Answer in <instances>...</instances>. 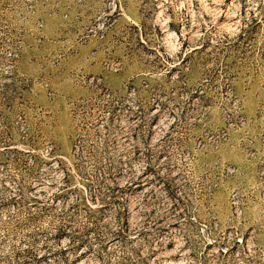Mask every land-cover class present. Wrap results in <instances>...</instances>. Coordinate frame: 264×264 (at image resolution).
Masks as SVG:
<instances>
[{
    "label": "rangeland",
    "instance_id": "374dc122",
    "mask_svg": "<svg viewBox=\"0 0 264 264\" xmlns=\"http://www.w3.org/2000/svg\"><path fill=\"white\" fill-rule=\"evenodd\" d=\"M0 264H264V0H0Z\"/></svg>",
    "mask_w": 264,
    "mask_h": 264
}]
</instances>
